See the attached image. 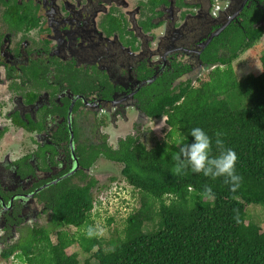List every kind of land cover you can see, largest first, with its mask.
Wrapping results in <instances>:
<instances>
[{"label": "flooded vegetation", "instance_id": "1", "mask_svg": "<svg viewBox=\"0 0 264 264\" xmlns=\"http://www.w3.org/2000/svg\"><path fill=\"white\" fill-rule=\"evenodd\" d=\"M245 27L264 32V0H0V261Z\"/></svg>", "mask_w": 264, "mask_h": 264}, {"label": "trees", "instance_id": "2", "mask_svg": "<svg viewBox=\"0 0 264 264\" xmlns=\"http://www.w3.org/2000/svg\"><path fill=\"white\" fill-rule=\"evenodd\" d=\"M263 33L261 27L237 29L229 53L215 58L218 64L207 79L198 86L185 81L146 104L147 115L165 118L169 139L187 136L184 143L191 144L189 131L197 126L213 137L222 132L225 147L238 155L236 170L243 177L238 188L232 190L223 178L174 174L175 139L147 147L139 134L129 135L97 152L121 164V175L139 194L121 233L115 228L108 237L88 238L86 232L63 229L89 227L101 219L93 204L92 178L55 197L50 209L54 230L30 228L26 239L3 251V258L18 251L26 264H264V223L253 221L247 209L264 208V52L258 74L238 78L232 66ZM74 244L78 249L69 251Z\"/></svg>", "mask_w": 264, "mask_h": 264}, {"label": "rangeland", "instance_id": "3", "mask_svg": "<svg viewBox=\"0 0 264 264\" xmlns=\"http://www.w3.org/2000/svg\"><path fill=\"white\" fill-rule=\"evenodd\" d=\"M264 52V33L261 38L247 51L241 53L236 59L232 61V66L235 70V74L238 78H242L249 73L258 74L261 71V63H260V55ZM208 78L207 71H204L201 76V80H205ZM199 82H195L194 86H198ZM142 130V134L140 135V139L146 144L147 147L154 146L156 143L160 142H170L173 139L179 137L178 134H174L169 139L167 133L169 131V126L165 122V118L148 120L147 123L144 124ZM110 146H114V143H111ZM95 166L93 167V173L97 174L96 178L98 179L97 184L94 186L92 193L95 197H100L102 199L105 198V194H109L110 192L113 194V190L116 188L117 183H126L123 176L120 173L121 164L108 161L105 157L99 156L95 162L93 163ZM110 177H116L118 181L112 182L109 187L105 190H99L100 187L105 186L110 182ZM120 198L114 199V203L109 206H101L95 208L99 210L101 213V219H97L96 222L92 225L93 227H99L102 229V235L104 237H108L113 233L116 228L119 233L123 226L125 225V219L128 216L129 212L132 208H136L138 205L139 194L135 189L130 188L129 194H126L123 191H120ZM125 196L129 197L130 204L126 205ZM248 211L251 213L252 220L256 223H264V208L261 206H248ZM112 217V221L107 223V218ZM95 225V226H94ZM47 228H51L54 230V226L51 224L46 225ZM88 227H82L77 229L76 227L68 226L63 228L64 230L69 231L70 233H78V232H86ZM51 240L55 241V231L50 232ZM78 246L76 244L69 247V251L77 250ZM82 258V256H81ZM0 264H25L21 258L16 257V255L9 257L8 259L0 261Z\"/></svg>", "mask_w": 264, "mask_h": 264}, {"label": "clouds", "instance_id": "4", "mask_svg": "<svg viewBox=\"0 0 264 264\" xmlns=\"http://www.w3.org/2000/svg\"><path fill=\"white\" fill-rule=\"evenodd\" d=\"M189 134L194 138V142L191 144L184 143L187 140V136H180L175 139L174 144L179 147V152L172 154V159L175 161L174 174L187 175L191 172L193 174H202L204 177L211 178L212 180L223 178L224 183L229 184L232 190L238 188L243 180V177L236 170L238 155L234 149L225 147V142L222 139L224 134L217 131L213 137L204 128L199 126L191 128ZM213 143H215L217 149L218 154L216 155H213ZM115 181H118L116 177L111 179L105 186L100 187L99 190L107 189ZM130 188L134 189L127 181L123 184L119 182L116 184L113 194L111 192L105 194L104 199L95 197L93 194L94 207H110L114 203V199L120 198L118 196L120 191L124 193L126 191V194H129ZM205 192L211 194L212 188L205 186ZM123 199H125L126 205L130 204L129 197L125 196ZM86 235L88 238L102 235V229L98 226H89L86 229ZM17 252L15 251L12 256L16 255ZM5 259L8 258H3V260Z\"/></svg>", "mask_w": 264, "mask_h": 264}]
</instances>
